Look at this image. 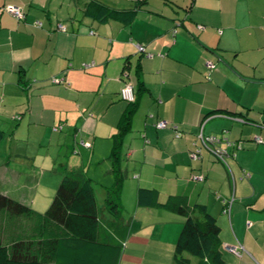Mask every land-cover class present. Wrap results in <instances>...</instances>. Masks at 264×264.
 I'll use <instances>...</instances> for the list:
<instances>
[{"label":"crops","instance_id":"1","mask_svg":"<svg viewBox=\"0 0 264 264\" xmlns=\"http://www.w3.org/2000/svg\"><path fill=\"white\" fill-rule=\"evenodd\" d=\"M5 6L21 8L24 19ZM122 72L133 77L135 92L137 82L144 89L121 141L136 201L132 218L123 219L128 237L116 264H176L183 219L161 205H139L140 189L157 191L159 204L174 195L191 208L205 206L222 246L240 245L264 264L254 244L264 224V0H0V129L15 143L35 128V141L49 146L68 128L71 144L91 143L89 152L77 149L81 160L85 152L89 162L108 161L97 141L106 134L113 144L120 134L128 108L120 98ZM160 120L169 127L157 130ZM201 134L220 140L208 147L225 150L226 163L203 147ZM77 168L85 165L70 169ZM243 254L240 264L252 263Z\"/></svg>","mask_w":264,"mask_h":264},{"label":"trees","instance_id":"2","mask_svg":"<svg viewBox=\"0 0 264 264\" xmlns=\"http://www.w3.org/2000/svg\"><path fill=\"white\" fill-rule=\"evenodd\" d=\"M105 13L102 11V16ZM130 69L129 61L126 60L124 70ZM123 74L122 81L132 86L135 100L128 103L119 124L120 134L113 137V148L107 158L114 182L106 188L104 210L111 220L100 217L91 179L85 174V168L64 170L53 201L44 213L0 193V264L118 262L129 230L122 219L120 206L123 183L127 179L121 141L130 129L138 95L144 89L141 82H137L138 89L135 92L133 77L126 72ZM7 136L0 129V142ZM137 201L148 208L161 205L167 212L183 219L173 254L176 264H191L189 257L195 258L196 264H225V254L219 239L220 228L205 206L195 205L191 208L186 198L177 196H170L164 204H159L158 192L149 189H140Z\"/></svg>","mask_w":264,"mask_h":264},{"label":"rangeland","instance_id":"3","mask_svg":"<svg viewBox=\"0 0 264 264\" xmlns=\"http://www.w3.org/2000/svg\"><path fill=\"white\" fill-rule=\"evenodd\" d=\"M6 7V6H5ZM4 7V8H5ZM4 8L2 10L4 11ZM67 85L65 83L56 84L58 85ZM88 87V86H87ZM94 96L92 94L83 96V102L89 101L93 99ZM86 115H90L89 112H86ZM52 129V128H51ZM64 128L58 127L57 130H63ZM68 129V128H67ZM67 129L63 130V133L53 137L51 145L46 146L42 144L41 146L37 141H35L39 135V132L35 128H31L29 130L24 129L21 134L26 138L25 142L15 143L11 140L10 137H6L3 141L0 142V193L9 196L10 198L17 200L33 210L44 213L49 206L51 205L55 191L59 183L63 178V172L66 168L68 171L70 168L78 167L85 165V174L91 179V186L93 189V194L96 200L97 208L99 209V215H105L107 218H103L106 220L109 219L106 211L104 210V201L107 196L106 188L110 187L114 182V178L108 176L106 171L108 170V166H111L109 161H104L100 163H96L97 161L93 159L91 162L88 161L87 156L78 152V148L80 150L89 152L91 149L87 144L81 143L83 146L79 147L78 145H74L76 143L80 144V141L76 143H72V139L68 141L67 135L72 136V133H68ZM56 130V131H57ZM59 136V137H58ZM106 134L103 135L101 139L97 141L96 152L101 154V157L104 156L105 153L111 154L113 144L112 139L105 138ZM22 137V136H21ZM110 137V136H109ZM72 138V137H71ZM29 139V140H28ZM67 140V142L65 141ZM89 140H92L91 137ZM75 147V152H72V147ZM24 147V148H20ZM20 148V149H19ZM28 153H25V151ZM125 151V147L121 148L122 154ZM110 152V153H109ZM107 155V156H108ZM75 159V164L68 165L67 161L70 158ZM89 162V163H88ZM123 166L126 167V163H123ZM12 171L4 172V171ZM134 180V179H132ZM132 183L130 180L124 181L123 183V193L120 204H122V219L125 221H129L134 212L135 205V194L132 191ZM214 190V189H212ZM174 196V195H170ZM164 198V196H163ZM231 202V200H230ZM232 204V203H231ZM230 213L231 206L229 205ZM225 216V215H223ZM227 216L229 214L227 213ZM246 226V225H245ZM259 233V238L255 241L256 244L255 256L260 261H264V224L256 227ZM253 228L252 233H256ZM245 229V228H244ZM229 245L230 244H223ZM234 246V245H233ZM245 254V256H244ZM243 254V259L248 258L250 260L249 264H257L254 262V259L248 254V251L245 249ZM260 255V256H259ZM251 257V258H250ZM194 261L195 258H192ZM226 264H230L229 262L234 260V264H240V258L236 257L231 253L225 254ZM253 260V261H251ZM243 262H247L246 260ZM194 264V263H193ZM196 264V263H195ZM248 264V263H244Z\"/></svg>","mask_w":264,"mask_h":264},{"label":"built area","instance_id":"4","mask_svg":"<svg viewBox=\"0 0 264 264\" xmlns=\"http://www.w3.org/2000/svg\"><path fill=\"white\" fill-rule=\"evenodd\" d=\"M136 1V0H133ZM4 11L11 14L12 16H14L16 19L22 20L24 19V13L22 12L21 8L16 7V6H6L4 8ZM38 25L40 26V24L38 23ZM59 29L61 30H65V28L63 26H59ZM137 51L140 53L145 52V49L142 46H137ZM207 67L211 70L214 68V65L212 63H207L206 64ZM84 67H87V65H85ZM125 76V75H124ZM51 84H60V83H64V79L63 78H52L50 80ZM120 98L121 100L127 102V103H133L135 100V95L133 93V89L132 86L130 84H125L124 87L121 89L120 91ZM155 128L157 130H162V129H166L169 127L168 122L166 121H157L155 123ZM176 136L178 137L179 133L177 131V127H172ZM200 140H201V144L203 145L204 148L211 150V152L214 154V156L220 160L221 162L225 163V157H226V151L222 150L220 148H212L210 149V147H208L210 145H217L220 143V140L215 138V137H203L202 134L200 135ZM256 142L258 143H263V141L260 138H255ZM198 154H199V150H196L194 152H192L191 157L193 160H197L198 159ZM195 180L198 181H202L203 178L202 177H198V178H194ZM233 201V200H232ZM230 202H225L224 204V213L225 214H230V208L229 205L231 206ZM223 250L227 253H231L233 255H235L236 257L240 258L242 256V253L244 252V249L242 246L240 245H236V246H229V245H223Z\"/></svg>","mask_w":264,"mask_h":264}]
</instances>
